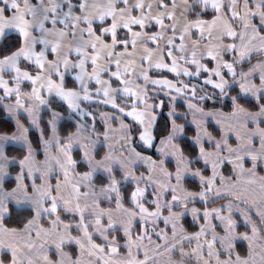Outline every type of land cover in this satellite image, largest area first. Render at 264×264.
Wrapping results in <instances>:
<instances>
[{"label": "snow or ice", "instance_id": "obj_1", "mask_svg": "<svg viewBox=\"0 0 264 264\" xmlns=\"http://www.w3.org/2000/svg\"><path fill=\"white\" fill-rule=\"evenodd\" d=\"M0 109V264H264V0H0Z\"/></svg>", "mask_w": 264, "mask_h": 264}, {"label": "trees", "instance_id": "obj_2", "mask_svg": "<svg viewBox=\"0 0 264 264\" xmlns=\"http://www.w3.org/2000/svg\"><path fill=\"white\" fill-rule=\"evenodd\" d=\"M208 104L209 106H212L211 101H209ZM178 106H181V105L178 104ZM216 106H219V105H216ZM166 111H167L166 108L161 110L162 114L159 118V128L160 129L164 127V117L166 116L165 115ZM13 128H14V124L9 119L6 118V114L3 113L2 109H0V131H3V130L11 131ZM30 137L35 142L38 138V132L35 130H31ZM7 150L10 154H17L20 149L19 147L9 146ZM189 186L195 187V184L192 181H189ZM184 223H185V226L189 228V230H194L193 221L190 217H186ZM239 247L241 251H243L246 248V246L243 244H241Z\"/></svg>", "mask_w": 264, "mask_h": 264}, {"label": "crops", "instance_id": "obj_3", "mask_svg": "<svg viewBox=\"0 0 264 264\" xmlns=\"http://www.w3.org/2000/svg\"><path fill=\"white\" fill-rule=\"evenodd\" d=\"M162 95V94H161ZM162 98H163V96H162ZM177 103L178 104H180L181 106H182V104H183V102H182V100H179L178 99V101H177ZM167 112V111H166ZM166 112H165V115H166ZM6 118L7 119H9L10 120V118L6 115ZM23 118V117H22ZM11 121V120H10ZM12 122V121H11ZM13 124H14V122H12ZM32 130H35V129H32ZM36 131V130H35ZM15 147H19L18 145H15ZM186 217H188V216H186ZM243 244V243H242ZM243 245H245V244H243ZM246 246V245H245Z\"/></svg>", "mask_w": 264, "mask_h": 264}, {"label": "rangeland", "instance_id": "obj_4", "mask_svg": "<svg viewBox=\"0 0 264 264\" xmlns=\"http://www.w3.org/2000/svg\"><path fill=\"white\" fill-rule=\"evenodd\" d=\"M188 217H190L191 218V216L190 215H188ZM192 219V218H191Z\"/></svg>", "mask_w": 264, "mask_h": 264}]
</instances>
